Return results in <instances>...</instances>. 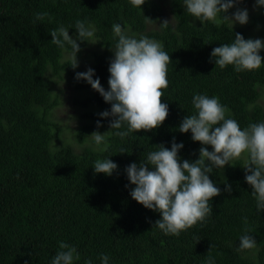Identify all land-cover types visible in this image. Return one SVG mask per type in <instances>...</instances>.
I'll return each instance as SVG.
<instances>
[{"label":"trees","instance_id":"trees-1","mask_svg":"<svg viewBox=\"0 0 264 264\" xmlns=\"http://www.w3.org/2000/svg\"><path fill=\"white\" fill-rule=\"evenodd\" d=\"M259 8L254 21L264 35V6ZM45 12L43 20L35 19ZM168 15L172 22L162 28ZM194 18L183 0H145L140 8L130 0H0V264H51L60 241L79 252L74 264L86 260L101 264V254L109 256L108 264H205L210 245L215 264H264V210L257 213L253 190L245 181L247 153L209 174L221 190L210 201L213 212L179 236L156 228L160 213L130 196L135 185L126 168L146 163L157 146L170 149L173 140L182 143L181 162H194L201 147L212 150L194 142L190 131H179L185 116L196 114L194 94L218 97L241 129L264 122V64L258 70L237 72L232 65L215 66L211 57L215 47L231 43L235 34L246 39V31L229 21L195 24ZM77 20L94 29L91 40L77 39ZM113 24H120L131 37L162 42L171 58L169 86L162 98L168 105L166 120L123 140L111 135L117 131L109 127L115 117L99 115L110 111L111 104L85 80L76 79L78 66L73 68L65 57L71 55V46L61 49L50 35L61 25L69 28V36L80 47L76 57L93 40L89 68L107 91L108 68L118 42ZM259 54L264 57V49ZM62 72L75 89L85 92L74 99L87 120L76 130L77 140L83 143L94 131L107 132L106 151L94 141L77 151L52 120L58 104L52 85ZM121 148L126 152L119 153ZM106 158L117 169L111 175L96 173L94 162ZM226 183L231 192L225 191ZM244 217L254 229L250 235L257 247L238 251Z\"/></svg>","mask_w":264,"mask_h":264},{"label":"clouds","instance_id":"clouds-1","mask_svg":"<svg viewBox=\"0 0 264 264\" xmlns=\"http://www.w3.org/2000/svg\"><path fill=\"white\" fill-rule=\"evenodd\" d=\"M240 0H183L186 11L193 17L203 21H229L231 24L244 25L248 22L247 9H237L232 17L227 13ZM134 7H141L145 0H130ZM258 6H264V0H257ZM48 14L37 13L35 19L43 20ZM149 22L151 19L145 17ZM169 21L160 24L167 28ZM112 31L118 42L114 48V58L110 62L108 71L109 88L107 91L100 84L99 78L93 79L94 70L77 73L76 79L85 80L91 88L97 91L106 103L111 104L110 111H103L101 117H115L109 125L117 130L111 135L121 140L139 131H151L162 125L168 116V105L162 102L164 89L169 86L167 78L168 65L171 58L164 50L163 43L146 36L139 39L127 34L120 24H113ZM68 29L61 25L50 32L51 42L61 49L70 45L71 66L76 68L78 61L76 54L80 51L79 44L71 36ZM77 39L81 42L94 37V29L86 23L77 20L75 23ZM264 49L261 39H244L237 33L231 43L215 47L211 57L215 58V66L221 69L232 65L237 72L253 71L261 68L264 57L259 54ZM192 104L196 114L186 115L182 120L179 131L191 132L192 140L201 145L211 146L199 149V157L194 162H181L178 152L183 148L182 143L172 142L171 148L162 144L158 150L149 152L147 162L130 164L126 168L127 178L135 187L130 196L145 208L158 211L160 219L154 226L165 235L179 236L181 232L203 222L211 215V199L220 195L221 190L209 178L214 168L222 169L230 161L239 159L247 153L245 181L252 188L251 195L256 200V210H264V122L250 123L241 129L239 123L230 117L229 109L222 105L219 98L206 94H194ZM126 127V130H121ZM97 121V127H100ZM107 133V132H106ZM106 133L93 132L90 136L97 146L104 145L101 151L108 147ZM121 148L119 153H125ZM117 164L110 159L96 160L94 171L111 175L117 169ZM225 191L231 192L227 185ZM243 235L239 238L238 251L252 250L257 242L251 233L254 229L248 224V218H243ZM199 240H197L198 242ZM59 251L51 264H74L80 259V254L74 246L66 242H58ZM210 245L205 264H215L211 255ZM222 255V253H217ZM101 264H108L109 256L101 254ZM85 264H92L86 260Z\"/></svg>","mask_w":264,"mask_h":264},{"label":"rangeland","instance_id":"rangeland-1","mask_svg":"<svg viewBox=\"0 0 264 264\" xmlns=\"http://www.w3.org/2000/svg\"><path fill=\"white\" fill-rule=\"evenodd\" d=\"M237 9H247L248 22L244 25L239 23L229 22L232 26H235L246 31L247 39H261L264 41V35L261 32L260 25L254 21L256 15L259 14L260 8L257 5V0H240L239 3L234 4L232 8L228 10L226 16L232 17V14ZM165 20L172 22V16L168 15ZM195 24L203 23L200 19L194 18ZM95 49L94 41H90L87 48L82 54L76 57L78 61V69L80 73L86 72L92 62V50ZM65 57L71 59L70 54H65ZM53 79H56L52 76ZM53 94L57 97L58 104L52 109L53 115L52 120L57 123L59 128L62 130V137L68 145H71L77 151L80 150L85 144H91L93 142L89 135L86 142L80 143L76 138V130L87 122L86 119L82 118L81 114L84 112V108L74 102V99H80L85 94L84 91L79 92L75 89L71 78L62 72V78H59L52 85ZM264 106V98L261 100ZM103 134L102 132H99ZM58 144V142L56 143Z\"/></svg>","mask_w":264,"mask_h":264}]
</instances>
